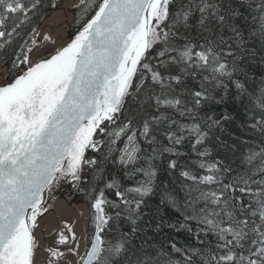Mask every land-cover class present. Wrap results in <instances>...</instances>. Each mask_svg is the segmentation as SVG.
<instances>
[{"label": "snow or ice", "instance_id": "snow-or-ice-1", "mask_svg": "<svg viewBox=\"0 0 264 264\" xmlns=\"http://www.w3.org/2000/svg\"><path fill=\"white\" fill-rule=\"evenodd\" d=\"M49 8L0 0V264H264V0ZM65 184L86 227L38 235Z\"/></svg>", "mask_w": 264, "mask_h": 264}, {"label": "bare ground", "instance_id": "bare-ground-1", "mask_svg": "<svg viewBox=\"0 0 264 264\" xmlns=\"http://www.w3.org/2000/svg\"><path fill=\"white\" fill-rule=\"evenodd\" d=\"M58 0H55V4ZM61 5L59 8L64 9L60 10H47L46 17L40 23V31L44 34H51L53 39L57 40L56 46H62L70 40V24L73 21V11L68 8V5L72 3V0H61ZM37 46L40 48H47L49 51L54 47L51 45V42H44L38 40ZM5 73H7V66H2L0 68V84L5 83L4 80ZM68 185H64L61 190L66 189ZM55 192V191H54ZM50 208L48 212L39 218L40 221V230L38 235L42 231V227H46V233H43L45 236L49 232L55 234L58 230H62L64 225L67 224L70 227H74L77 235L86 227V221L89 217V210L86 206V202H77L70 203L65 197H56L53 194V198L49 201ZM48 243L51 240L47 241ZM40 258L43 259V252L40 254Z\"/></svg>", "mask_w": 264, "mask_h": 264}, {"label": "trees", "instance_id": "trees-1", "mask_svg": "<svg viewBox=\"0 0 264 264\" xmlns=\"http://www.w3.org/2000/svg\"><path fill=\"white\" fill-rule=\"evenodd\" d=\"M45 3L47 4L48 0H45ZM51 3L55 4V0H51ZM41 22H42V20L39 21V25H40ZM75 30H76V23H75V21H72L71 24H70V29H69L70 37L73 36ZM3 66H5V65H3ZM1 67L2 66H0V68ZM7 72H8V66H7ZM61 193H62V195L64 197L67 198V200L69 202H85L84 196L82 194H79V193L75 192L69 186L66 189H63Z\"/></svg>", "mask_w": 264, "mask_h": 264}, {"label": "rangeland", "instance_id": "rangeland-1", "mask_svg": "<svg viewBox=\"0 0 264 264\" xmlns=\"http://www.w3.org/2000/svg\"><path fill=\"white\" fill-rule=\"evenodd\" d=\"M61 3H62L61 0H58V2L56 3V5L60 6ZM59 193H60V192H58V193L56 194V197H61V194H62V193H61L60 195H59ZM62 197H64V196L62 195ZM47 212H48V211H47ZM47 212H45V213L43 214V216H44ZM41 229H42L43 233H46V230H47V229H46L45 226L42 227Z\"/></svg>", "mask_w": 264, "mask_h": 264}, {"label": "water", "instance_id": "water-1", "mask_svg": "<svg viewBox=\"0 0 264 264\" xmlns=\"http://www.w3.org/2000/svg\"><path fill=\"white\" fill-rule=\"evenodd\" d=\"M62 187H60L59 189L55 190V192L53 194L56 195L61 190Z\"/></svg>", "mask_w": 264, "mask_h": 264}]
</instances>
